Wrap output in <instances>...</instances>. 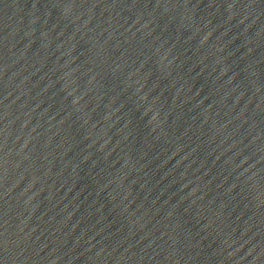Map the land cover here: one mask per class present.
Segmentation results:
<instances>
[{
	"label": "water",
	"instance_id": "obj_1",
	"mask_svg": "<svg viewBox=\"0 0 264 264\" xmlns=\"http://www.w3.org/2000/svg\"><path fill=\"white\" fill-rule=\"evenodd\" d=\"M0 264H153L77 151L4 0Z\"/></svg>",
	"mask_w": 264,
	"mask_h": 264
}]
</instances>
